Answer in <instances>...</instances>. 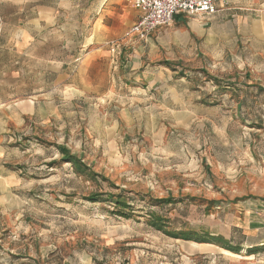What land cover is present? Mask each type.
Here are the masks:
<instances>
[{
	"label": "rangeland",
	"instance_id": "rangeland-1",
	"mask_svg": "<svg viewBox=\"0 0 264 264\" xmlns=\"http://www.w3.org/2000/svg\"><path fill=\"white\" fill-rule=\"evenodd\" d=\"M88 5L87 0H0L1 45L17 44L19 20L31 19L39 6L64 14V25L68 22L62 34L47 39V47L39 39L34 55L40 59L29 62L23 54L4 52L0 68L23 55L26 82L56 84L67 74L70 84L83 90L82 98L68 97L61 118L12 135L11 142H22L14 163L22 185L0 212V264H226L218 245L170 237L149 220L157 213L170 220V230L225 238V206L255 199L256 179L249 170L257 167L264 178V159L250 161L251 144L259 134L264 138V131L245 125L244 134L239 132L237 96L230 91L222 97L229 90L225 83H238L244 74L215 64L200 75L188 69L173 75L169 67L160 77L155 67L133 73L122 58L126 37L109 44L119 47L111 60L100 59L99 45L89 44L92 18L84 22ZM61 57L64 69L57 71ZM209 97L218 105H205ZM58 146L97 175L76 173L61 160ZM93 192L123 194L130 215L118 213L112 202L84 199ZM161 198L183 201L160 205Z\"/></svg>",
	"mask_w": 264,
	"mask_h": 264
},
{
	"label": "crops",
	"instance_id": "crops-1",
	"mask_svg": "<svg viewBox=\"0 0 264 264\" xmlns=\"http://www.w3.org/2000/svg\"><path fill=\"white\" fill-rule=\"evenodd\" d=\"M87 3L84 22L89 23L92 18L94 32L89 44L99 45L98 58L111 60L115 55L109 44L126 37L122 58L133 73L155 67L160 77L169 67L173 75L185 69L196 70L200 75V71L212 69L213 64L221 69H235L244 74L243 80L229 83L231 85L226 88L229 90L222 97L230 91L237 96L234 116L239 123L241 121L238 123L242 127L239 132L244 134L245 125L254 131H264V0L220 1L217 3L218 12L214 14L177 13L171 24L154 29L144 38L129 33L142 16V11L131 0H87ZM32 13L31 19L19 20L16 45L0 44V66L3 64L1 53L4 52L23 54L29 62L40 59L34 55L39 39H44L42 45L47 47V39L62 34L68 24L65 22L64 25V14L54 13L47 7L39 6ZM3 20L0 19V37ZM58 21L61 25L53 27ZM21 58L0 68V212L11 205L22 185L21 174L14 165L21 156L19 147L22 142H11L12 135L21 133L23 128L41 130V126L47 125L54 117H62L68 97L72 100L83 97L81 87L71 85L67 74L64 75L65 81L56 84L53 81L44 84L26 82L20 70ZM63 60L61 57L57 71H63ZM50 65H46L45 68L49 69L46 72L53 75ZM156 81L159 85L161 80ZM67 87H70L69 94ZM143 88L149 90L146 84ZM212 103L218 105L212 97L204 102L205 105ZM209 131H206L208 139ZM261 137L259 134L258 142L251 144L254 156L250 161H254V165L264 159V138ZM249 171L256 179L255 199L225 206V248L218 246L225 251L226 264H264V187H261L264 178L258 177L257 167ZM2 247L0 243V258L3 256Z\"/></svg>",
	"mask_w": 264,
	"mask_h": 264
},
{
	"label": "trees",
	"instance_id": "trees-1",
	"mask_svg": "<svg viewBox=\"0 0 264 264\" xmlns=\"http://www.w3.org/2000/svg\"><path fill=\"white\" fill-rule=\"evenodd\" d=\"M168 65L172 66V63H168ZM213 81L217 83V85L223 84L222 81L216 79L213 76H209ZM225 87L227 88L231 84L225 83ZM59 151L62 153L61 160L64 162H70L76 173L79 175H85L87 177H94V175H97L95 172L91 170V168L82 161L77 155L72 154L68 148L65 146H58ZM56 162H51L49 165H53ZM106 180V178H103ZM85 200L97 203V202H104L109 201L115 204V206L118 208L117 212L122 215H130L127 214V209L132 210L131 204L126 200L125 196L121 193H102V192H93L88 196H85ZM175 201H183V199L180 200H174L172 198H161L156 199V202H158L160 205H166L173 203ZM169 219L166 216H163L161 214L152 213L151 219L149 220V223L152 227H154L156 230H159L163 232L164 234L173 237V238H181L185 240H195L196 242L200 243H212L217 244L223 248H225V238L218 236H211L208 233L203 234H197L192 231H174L167 228V225L169 223Z\"/></svg>",
	"mask_w": 264,
	"mask_h": 264
},
{
	"label": "built area",
	"instance_id": "built-area-1",
	"mask_svg": "<svg viewBox=\"0 0 264 264\" xmlns=\"http://www.w3.org/2000/svg\"><path fill=\"white\" fill-rule=\"evenodd\" d=\"M135 7L142 11V16L133 25L129 33L142 38L154 29L169 25L177 13L194 15L198 13L214 14L218 12L217 3L225 0H131ZM119 47L112 46V52Z\"/></svg>",
	"mask_w": 264,
	"mask_h": 264
}]
</instances>
